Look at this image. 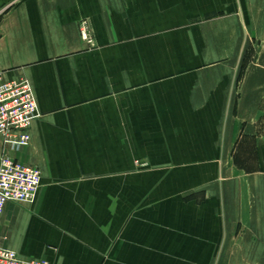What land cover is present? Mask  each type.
Masks as SVG:
<instances>
[{
    "label": "crops",
    "instance_id": "1",
    "mask_svg": "<svg viewBox=\"0 0 264 264\" xmlns=\"http://www.w3.org/2000/svg\"><path fill=\"white\" fill-rule=\"evenodd\" d=\"M262 43L264 0H0V73L38 109L29 143L0 139V155L41 171L31 202L5 205L0 248L264 264Z\"/></svg>",
    "mask_w": 264,
    "mask_h": 264
},
{
    "label": "built area",
    "instance_id": "2",
    "mask_svg": "<svg viewBox=\"0 0 264 264\" xmlns=\"http://www.w3.org/2000/svg\"><path fill=\"white\" fill-rule=\"evenodd\" d=\"M79 35L87 47L93 37L86 21L79 26ZM38 117V109L30 84L26 80H7L0 73V139L6 149L25 147L29 131ZM41 182L37 166L23 164L7 154L0 155V220L8 202H31ZM0 264H50L45 259H26L15 252L0 248Z\"/></svg>",
    "mask_w": 264,
    "mask_h": 264
},
{
    "label": "rangeland",
    "instance_id": "3",
    "mask_svg": "<svg viewBox=\"0 0 264 264\" xmlns=\"http://www.w3.org/2000/svg\"><path fill=\"white\" fill-rule=\"evenodd\" d=\"M259 46H260V43H256L255 40H254V42L252 44H249L247 46L246 51H245L246 53H245L244 57H242V60H241V63H240L242 70L248 65V63L251 60H253V58H254V56L256 54V49H258ZM262 51H264V43H262ZM261 55H262V57H260V59H258V61H259L258 65L263 67V68H259V69L264 70V52ZM260 127L264 131V114H263V117H262V122H261V126Z\"/></svg>",
    "mask_w": 264,
    "mask_h": 264
}]
</instances>
